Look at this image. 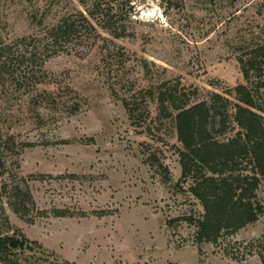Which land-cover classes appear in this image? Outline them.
Returning a JSON list of instances; mask_svg holds the SVG:
<instances>
[{
	"label": "rangeland",
	"instance_id": "rangeland-1",
	"mask_svg": "<svg viewBox=\"0 0 264 264\" xmlns=\"http://www.w3.org/2000/svg\"><path fill=\"white\" fill-rule=\"evenodd\" d=\"M94 1L0 0V45L38 36L64 16L86 14ZM100 1L120 4L126 38L101 33L105 40L50 58L42 85L25 82L22 68L0 73V151L6 162L0 235L16 231L39 244L21 256L26 264L46 258L73 264H263L264 184L257 191L263 206L258 221L216 245L193 244V226L166 225L201 211L175 187L180 144L172 122L146 100L149 117L136 127L121 99L165 82L177 85L190 104L210 93L235 102L227 90L246 84L238 48L264 43V0ZM58 89L78 104L77 113L35 103L36 94ZM22 143L33 146L21 149ZM150 155L156 159L147 161ZM20 179L35 204L30 216L39 212L32 223L14 214L1 193L3 184ZM54 210L67 216L55 217Z\"/></svg>",
	"mask_w": 264,
	"mask_h": 264
},
{
	"label": "trees",
	"instance_id": "trees-1",
	"mask_svg": "<svg viewBox=\"0 0 264 264\" xmlns=\"http://www.w3.org/2000/svg\"><path fill=\"white\" fill-rule=\"evenodd\" d=\"M227 1L234 3L237 0ZM113 3L94 1L86 14L64 16L38 36L0 45V73L14 67L22 68L25 82L31 81L33 86L42 85L48 83L43 67L50 58L68 53L88 41L95 44L97 40H105L101 33L113 40L126 38L127 30L118 12L120 4ZM116 49L122 51V48ZM238 52L237 62L246 84L227 90L226 94L235 102L210 93L206 100L190 104L189 98L177 85L165 82L155 90H139L121 99L129 120L136 127L140 125V119L145 123L149 117L146 100L155 101L159 116L171 120L180 144L175 150L180 167L175 187L180 193L192 197L201 211L168 219L166 225L172 227L174 223L183 222L193 226L192 242L197 246L216 245L220 239L231 237L255 223L263 214L257 191L264 184V43L244 44ZM34 99L37 105L49 110L66 109L69 115L79 111L78 104L62 95L60 89L54 92L43 90ZM19 146L24 149L33 144L22 143ZM4 147L11 149L7 142ZM147 159L156 158L150 155ZM5 165L0 151L2 176L6 171ZM159 167L165 173L163 182H168V169L161 163ZM185 184L187 188H184ZM1 193L19 218L32 223L39 215L36 212L30 216L35 204L25 180L3 184ZM53 214L55 217L67 216V212L60 210H54ZM3 222L9 228L6 217ZM33 246L40 247L16 231L0 235V264H26L21 256L25 252H34ZM47 259H39L37 264H73Z\"/></svg>",
	"mask_w": 264,
	"mask_h": 264
}]
</instances>
